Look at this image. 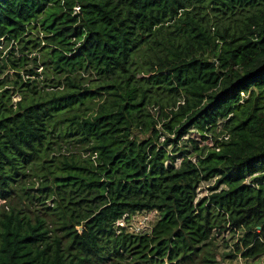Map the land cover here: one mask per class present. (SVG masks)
<instances>
[{"label": "trees", "instance_id": "1", "mask_svg": "<svg viewBox=\"0 0 264 264\" xmlns=\"http://www.w3.org/2000/svg\"><path fill=\"white\" fill-rule=\"evenodd\" d=\"M163 30L167 41L157 43ZM31 32H42L62 90L40 95L35 81L3 76L28 61L12 59L14 48L39 46ZM152 44L156 61L137 78L133 59ZM80 72L112 80L96 88L109 98L82 115L101 93L76 86L70 76ZM9 85L21 96L15 104ZM63 125L87 156L66 158L52 186L36 175L34 198L31 165ZM143 210L160 214L151 233H117L118 219ZM238 231L234 255H219L217 237ZM236 256L264 258V0H0V264Z\"/></svg>", "mask_w": 264, "mask_h": 264}, {"label": "rangeland", "instance_id": "2", "mask_svg": "<svg viewBox=\"0 0 264 264\" xmlns=\"http://www.w3.org/2000/svg\"><path fill=\"white\" fill-rule=\"evenodd\" d=\"M166 31L169 32L170 30H163L158 35L159 37L156 38L157 43L160 42L166 43L167 41V38L165 36ZM28 35L33 36L30 37V39H34V38L36 39L38 37L39 46H37L35 49L31 47L28 51L27 50L20 51L19 49H17L18 47L14 48L12 59L17 60L19 58L26 56L28 58V61L26 62V65L24 67L16 71L10 69L4 71L3 76H8L10 81L13 78H16V76H13V73H19L22 76L23 81H26L27 79H30L31 83L32 81H35L36 82L35 86L37 87L38 92H40V95L62 90L65 87L63 85L65 78L64 76L54 74L50 65H48L51 60V55H47L48 49H43V46L45 44L42 39L43 37L42 32H39L38 34L36 32H31L30 34H27L25 37H27ZM157 47L159 46L152 44V49L154 50V52H147L143 48L141 52L134 57L133 59V62L135 63L134 70H137L136 71L137 78L143 77L144 74L142 72V69L145 67V63H147L148 61H156V56L159 54V49ZM5 50L6 49H4L3 51ZM33 58H36V60L33 61ZM29 70H32L37 75L30 74L29 72H27ZM70 77L71 79H73L74 84L76 86L84 87L86 89H91L93 91L96 90L97 87H100L105 84H110L112 82V80H101L98 78V76L94 75L93 73L80 72ZM57 82L62 83V86L58 88H53L56 85L55 83ZM7 87L12 89L11 101L13 104H15L21 99V96L18 94L17 89L15 87H12L10 85ZM96 91L101 93L100 97H96V99H94L92 103H88L86 105L87 107L84 106V108H81L78 114L82 115L85 111V108H91V107L94 108L97 104H100L106 98H109L105 91L102 90L99 91L98 89ZM37 96L38 95H36L35 97ZM147 110L149 114L153 116L155 119L159 117V108L157 106H150L147 108ZM71 114L73 113L61 115L59 119H61L63 116H68ZM87 114L88 115L90 114L89 111ZM156 129L160 130L161 129L160 125H158ZM67 133H72V132L68 130L65 125L55 127L52 140H50L51 145L49 147L47 156H42L31 165L30 176L26 179L25 183L27 185V188L30 189L29 194L32 195L34 198H38L41 196L40 189L43 187L40 185L41 182L36 177V175H38L39 177L47 176L48 177L47 186H52L51 179L53 176H56V174L59 172V168L62 166L66 158H72L73 154L79 159L85 158L87 156L83 151V147L75 142L77 137L75 136L73 137L71 135L67 136ZM138 136L140 138H143L145 135L139 134ZM163 140L164 139L161 137L158 143H162ZM67 161H69V159ZM75 161H80V160L76 159ZM178 161L176 162V164L179 163ZM49 172H51L52 174L50 175ZM213 184H214V180L201 183L197 190V196H196L197 200L202 199L203 197L208 195L210 192L208 188L212 187ZM17 192L19 195L20 192L19 191ZM62 192L66 195H69V189H64ZM22 195L23 194L21 193L20 197ZM50 203L51 202L49 200L46 201V205H49ZM14 204H16V202H14ZM18 204L24 209L26 206H29L31 210L34 209L38 210L40 208L38 206V203H36V201H33L31 204L29 200L19 201L18 199ZM51 206L52 204H50L49 207ZM82 206L84 207L85 205L83 204ZM47 220L51 221L53 219L47 216ZM238 236L239 233H234V234L224 233L222 235H219L216 239L219 255L221 256L234 255V252H232V250L234 244L237 241ZM217 260L219 261V264H264V258L259 259L258 261H251V260H242L240 259L239 256H236L233 258H226V259H224L223 257L221 258L219 257L217 258Z\"/></svg>", "mask_w": 264, "mask_h": 264}, {"label": "built area", "instance_id": "3", "mask_svg": "<svg viewBox=\"0 0 264 264\" xmlns=\"http://www.w3.org/2000/svg\"><path fill=\"white\" fill-rule=\"evenodd\" d=\"M160 214L157 210H143L134 213H125L114 223L117 233L122 231L133 235H145L152 231L153 226L159 220ZM240 233L241 232H235ZM238 236V237H239Z\"/></svg>", "mask_w": 264, "mask_h": 264}]
</instances>
